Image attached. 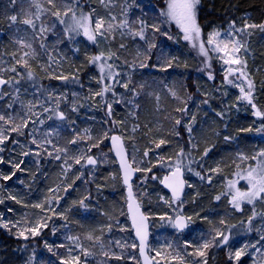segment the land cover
Instances as JSON below:
<instances>
[{
	"label": "trees",
	"instance_id": "trees-1",
	"mask_svg": "<svg viewBox=\"0 0 264 264\" xmlns=\"http://www.w3.org/2000/svg\"><path fill=\"white\" fill-rule=\"evenodd\" d=\"M154 1L159 2V0H105L104 4H101L100 0H79L80 9L77 12L79 13L81 9L85 12L95 9L96 14L105 19L109 18L110 12L117 17L116 23H119L125 18L126 10L129 22L144 19L148 24L155 22L160 28H164L165 18L161 15V11L155 12L154 5L152 6ZM37 2L47 7L46 0H37ZM22 9L35 11L34 8L30 9L29 0H17L15 4L10 0H0V60L12 67L14 60L11 54L16 53L19 56L23 51H27L21 49L16 40L22 39L26 43H31L37 52L35 59L30 60L35 69L37 85H42L44 89L51 91L54 97H67L66 101L61 99L58 109L65 113L66 119L60 120L55 113L43 112V108L38 106L34 109L37 115L33 120L39 117L43 123H29L28 127L23 129L24 135L9 132V141H6L5 145H0L5 148L0 153L5 161L0 163V168L12 170V165L7 161H23L20 165L22 171L13 168L16 172L15 176L10 180L0 179V198H4V203L0 204V212H5L9 219L15 218L22 227L25 224L27 226L35 224L37 220L47 221V226L40 229V234L35 237L30 236L28 240L14 237L11 232L0 228V264H60L62 259L67 258L69 246L73 249L72 253L80 257V264L85 257L81 248L104 261L106 257L102 259V251L107 249L111 233L118 230L119 220L129 224L119 170L106 145L111 130L117 127L125 140L133 165L140 169H152L157 173L155 179L145 180L144 190L150 198L143 200L144 210L156 207L155 209L164 211L161 198L166 192L159 184L163 173L175 165H189V160L191 162L194 160L199 165L195 173L202 172L200 177L194 174L195 181H191L181 200L184 204L183 212L191 218L190 225L186 231L177 232L168 223L162 230L164 236H172L176 241H180L181 237L188 234L205 235L218 227L229 236V240L223 246H213L206 250L204 260H207V264H249L250 261L243 259L231 261L227 252L238 228L245 224L247 227L251 225L252 228L245 230L243 235L245 242L239 240L240 242L253 247L252 243L257 239L255 232L258 230L264 236V201L245 203L240 210H237L229 202V195H222L220 200H216L215 197L227 192L226 179L238 170L236 163L240 155L248 157L249 164L253 166L256 161L251 157L264 150V133L260 135L255 131L257 125L264 123V117L260 120L256 119L250 111V105L246 107L244 113L236 115L230 113L228 109L231 104L222 101L223 95L216 93V89L220 90L222 87L221 83L225 80V75L216 70L217 64L210 54H208L210 63L206 64L203 57L191 50V45L183 39L181 30L171 28L169 31L174 35L164 44L168 46L165 61L172 60L173 66L161 71L160 67L151 65L152 58L142 57L146 55L148 48H151L148 43L139 40L138 37L133 38L128 34L127 29H118L114 39L109 36L108 39L100 38L97 42L102 43V52L105 55L109 51L117 53L119 60L109 61L119 68L121 79L131 77L130 87H137L139 94L133 97L131 92L117 85L115 87L117 97L111 92L103 97L93 96V93L100 91L102 87L98 83L101 74L96 68L97 64L89 63L91 56L99 54V51L95 52L93 49L96 43L89 41L83 33L72 34L70 38L64 31L65 25L47 12L41 14L40 19L36 21V29L23 24L10 26L7 17L20 14V19H23ZM197 19L202 28V37L213 29L229 26L233 20L238 27H242L245 22L264 23V0H201ZM170 24L175 25L171 22ZM41 26L48 29L43 34V39L40 38L39 33ZM136 28L138 24L133 25V30ZM121 32L124 35H121ZM253 32L252 35L245 36L248 48L244 53V59L247 60L250 79L255 84L253 103L264 112V34ZM147 36L150 43L154 41L155 45L159 44L160 38L153 35L151 29L147 31ZM41 43L45 45L44 48L40 47ZM121 43L126 47L121 49L119 47ZM156 52L159 54L158 50ZM145 59L148 67L141 68L138 62ZM49 65L50 73L68 76L69 80L63 82L64 80L61 79L49 78L43 71ZM17 67L21 73L25 71ZM137 71L144 72L142 82H138ZM209 74L213 79L208 78ZM73 77H78V82L70 79ZM45 81L55 83L49 86L48 83H42ZM140 85L143 87L140 88ZM4 90L13 92V88L8 85L4 86ZM173 91L176 93L175 96L172 95ZM35 95L38 94L31 82H22L21 99L27 103L33 100ZM178 97L181 98L180 101L177 100ZM40 100L45 106L56 107L54 99L48 100L47 92L40 96ZM117 100L121 102L116 103ZM129 100L133 102L128 103ZM204 100L208 103H203ZM9 102L8 97L0 100V112L8 110ZM106 103L112 104L111 117L106 114ZM185 105L192 111L194 122L189 121V113L177 111ZM73 106L77 111H72ZM216 107L219 111H216ZM16 110L20 111L19 104L16 105ZM217 113L223 115L219 116ZM177 119L181 120L182 126L175 123ZM186 125L191 126V134L188 131L183 133ZM133 128H136L135 132L132 131ZM157 128H160V133L162 132L160 139L165 141L158 148L153 134ZM247 128L253 130L241 131ZM105 133L107 136L104 135ZM176 133L181 134V138L177 139ZM77 135L82 139H78L76 144L68 143L77 138ZM101 136L103 138L99 146L104 149L107 159L101 156L103 161L97 168H91L93 174L90 175L87 171L88 167L84 165L83 157L85 153L97 155L94 151L97 147H92L89 151V146L97 143V138ZM225 136L234 139L226 141ZM33 138L36 139L37 144L31 142ZM12 139L18 143H11ZM64 148L68 149L67 153L57 152V149ZM206 148L210 149L207 156L204 155ZM22 152L30 154L23 156ZM37 152L40 153L39 156L36 155ZM48 152L52 155H47ZM145 152L148 153L147 156L144 155ZM76 154H82L80 164L75 163ZM56 155H60L61 158L55 159ZM65 159L67 164L64 163ZM213 162L217 164L216 169H219L216 173L209 171L214 169L211 165ZM163 164L166 165L161 167ZM143 172L145 171H138V176L142 177ZM207 172L209 175L212 174L211 183L201 179L202 174L205 175ZM188 177L186 173L187 180ZM57 186H60V189L54 193L53 190ZM64 188L66 193L57 203L56 199ZM10 195L16 196L21 203L8 199ZM81 201L83 204L80 203ZM37 203L43 204L44 208L34 207L33 205ZM253 210L257 215L249 224ZM62 213L65 214V218ZM156 219L153 215L150 218L152 226L156 225ZM65 224L70 229V237H78V240H67ZM90 233L93 237H100V240L98 242L87 240ZM129 233L132 236L131 228ZM262 240L264 242V239ZM56 242L62 245L58 247L54 244ZM46 244L52 247V251H49ZM244 250L248 251L245 248ZM254 262L253 259L252 263ZM122 263L124 264V261ZM87 264L107 263L88 262Z\"/></svg>",
	"mask_w": 264,
	"mask_h": 264
},
{
	"label": "snow or ice",
	"instance_id": "snow-or-ice-1",
	"mask_svg": "<svg viewBox=\"0 0 264 264\" xmlns=\"http://www.w3.org/2000/svg\"><path fill=\"white\" fill-rule=\"evenodd\" d=\"M10 2L12 4H15L17 0H10ZM104 2L105 0H100L101 4H104ZM29 3L30 9L34 8L35 11H24L22 9V15L24 16L23 19H20V14L11 15L7 17L10 26L23 24L28 27H31L32 29H36V21L40 19L41 14L47 12L52 17H55L59 21V23L65 25L64 31L66 34L69 35L70 38H72V34L78 35L82 32L83 35L93 43H96L98 41V38L108 39V37L111 36L114 39V34L118 29H127L129 35H131L133 38L138 37L139 40L148 43L150 47H155L156 45L154 43H150L148 40L147 31L149 29H151V33L153 35H155L156 33H160L161 35H167L166 32L161 31V28L157 24H148L144 19L129 22V20L127 19L126 10L124 13L125 18L121 19L119 23H116L117 17L115 15H112L110 12L108 14V19H105V17L103 16H98L96 14L95 9H91L88 12H85L81 9L78 13L77 10L80 9L79 0H46L47 7L42 6L39 2H37V0H29ZM200 4L201 0H166V9L161 12V15L165 18V22H174L183 33V39L192 42L193 47H197V42H199L198 49L201 55L205 57L208 56V48H206V44L208 46H211L213 51L225 53V56H227L228 58H225V56H221V59L223 60L224 64L229 65V67L227 68V75L225 76V80L227 81V83L233 84L234 87L239 88L241 93L239 99L247 101L248 104L251 105L253 109H255L253 115L258 117H264V112L258 110L256 108V104L253 103V93L255 90V84L253 80L250 79V74L247 71V60L240 58L239 55L241 51L247 52V46L246 42L244 41V36L252 35V32L248 30L258 29L260 32H264V23L256 24L245 22L242 27H238L236 21L233 20L229 23V31L227 32V37H229V39H222L221 32L217 29H213L211 32L208 33L206 40H203L201 39L202 28L198 23L197 19L198 6ZM134 24H138V28H136L135 30H133ZM47 31L48 29L43 26L39 28L41 39H43V34ZM121 35H124V33L121 32ZM168 38L172 39L171 36H168ZM16 43L21 46V49H27V51H23L22 54H20L19 56H17L16 53L11 54L13 56L14 64L9 69V71L11 73H15V76H9L6 79L3 75H0V100H4L5 97H8L10 100V102L7 103L8 110L0 112V145H5V142L9 141V132H16L19 135H24L23 129L28 127L29 123H43V120H40L39 117H37L36 120H33V117L37 115L34 109L38 106L43 108V112L51 111L55 113L58 119L60 120L66 119L65 113L63 111H58V109L60 106L61 99L66 101L67 97H54L51 91L44 89L42 85H37L35 69L30 63V60L35 59V57L37 56V52L33 48L31 43H26L22 39H17ZM40 47L44 48L45 45L41 43ZM119 47L123 49L126 47V45L124 43H121ZM108 60H119V56L116 52L109 51L107 56H105L104 52H101L99 55L92 56L89 59V63L99 65L101 73L98 83H100L102 87L100 88V91L93 93V96L103 97L108 92H111L113 96H116L115 87L117 85L124 88L128 92H131L133 97L137 96L139 94L137 91V87H130V85L132 84L131 77H128L127 79H120L121 74L119 72L113 71L114 64L107 63ZM125 63H127V61H125ZM17 66H19V68L24 69L25 71L21 73L18 70ZM139 66L141 68L148 67V65L145 63H140ZM172 66V60L166 61L163 66L154 65V67H160L161 71H166ZM106 68L108 69L107 73L105 72ZM49 69L50 65L43 69V71L48 74L49 78L61 79L64 81L69 80L68 76L52 74L50 73ZM17 77H19V79ZM229 77H235L237 80L246 81L247 88L241 86L240 84H236L233 80L229 79ZM208 78L213 79V76L209 74ZM72 79L78 82V77H73ZM108 80H111L112 83H106V81ZM24 81L31 82L32 86L35 87L36 93L38 94L34 96L33 100L27 101V103H25V101L21 99V87L22 82ZM5 85L11 86L13 88V92L9 93L8 91L4 90ZM139 87L142 88L143 85H140ZM24 92H27L26 87L24 88ZM44 92H47L48 100H55V108L45 106V104L41 103L40 96H43ZM172 95L175 96L176 93L173 91ZM225 95H227V93H225ZM115 102L120 103L121 101L117 100ZM132 102L133 101L131 100L128 101V103ZM203 103L207 104L208 101L204 100ZM17 104L20 105V111L16 110ZM105 107L107 109V115L111 117L113 111L112 104L106 103ZM72 111H77V108L73 106ZM177 111L186 113L187 107L178 108ZM217 115L222 116L223 114L217 113ZM49 119H51V117H49ZM192 120L193 122L195 121L194 116L192 117ZM175 123L179 125L181 124V120L177 119ZM252 130V128L241 129V131L248 132ZM132 131L135 132L136 128H133ZM187 131L191 134V126L187 127ZM255 131H264V123H262L259 128L255 129ZM176 134L179 135V133ZM104 135L107 136V133H105ZM78 139H82V137H79L77 135V138L70 140L68 143L76 144L78 142ZM120 139L121 138L119 136L111 137L112 144L116 148L117 155L120 157L121 160V167L124 171V183L129 186V200L131 202L129 203L128 207L129 212L131 213L133 227L135 228L136 235L139 237L140 240V255L141 257H143L144 264H153L155 257L150 258L148 255L145 254V241L147 238V225L145 221L147 218L142 213H140L139 205L132 200L131 185L129 184V180L133 171H150V169H140L139 167L133 169L132 165L128 163L127 159L124 156L123 147L122 144H120ZM224 139L227 141L229 139L234 138L225 136ZM97 140L98 142L93 144L92 147H98L99 142H102L100 141L99 137L97 138ZM31 142L33 144H37L35 138H33ZM11 143L15 144L18 143V141L12 139ZM47 143H51V141H47ZM163 143H165V141L160 140V142L156 146L159 147L160 144ZM193 147H195V145H193ZM4 150V147H0V153H2ZM209 151L210 149L206 148L204 151V155L207 156ZM57 152L67 153L68 149H57ZM181 152H183V149H181ZM29 154V152L21 153V155L23 156H28ZM36 155L39 156L40 153L37 152ZM47 155L51 156L52 153L48 152ZM144 155L147 156L148 153L145 152ZM60 158V155L55 156V159ZM240 159L245 160L248 159V157L241 155ZM251 159L257 161V164L255 167L249 166L246 175L242 177L247 181V190L241 191L239 188H236L235 182L230 181L228 184L229 192L217 195L215 197L216 200H220L222 195H231V200L229 202L237 210H240L242 201H246L249 204H252L256 200L264 201V150H260L259 152H257L256 155L251 157ZM86 160L87 163L90 165L96 164V160L93 159L91 156H87ZM4 162V158L0 156V163ZM7 163L11 164L12 167L16 170H23L20 167L23 161L13 162L9 160L7 161ZM64 163L67 164V159H65ZM75 163L80 164L81 158H75ZM68 167L70 168L71 165H69ZM189 170L191 171V169ZM209 171H219V169H210ZM195 174L197 176H200L199 172H196ZM15 175V171L11 172L10 175L0 173V179L10 180ZM78 178L79 177H77V179ZM201 179H205V177L201 176ZM207 180L209 183H211L212 177L208 176ZM161 183H164L167 187L172 188L174 198L179 199V192L184 184V181L180 179V166L177 165L176 170L171 174V176H165ZM70 186L71 185H69V187ZM7 198L15 200L17 203H21V201L17 199V197L14 195H10ZM2 203H4V198H0V204ZM80 203L83 204V201H81ZM33 206L41 209L44 208L43 204H36ZM9 211H11V209H9ZM256 215L257 213L253 210L252 217H249V224H251L252 219L255 218ZM161 219H164V217H161ZM168 220L170 221L172 227H174L178 231H182L183 229L188 227V221H190L191 218L189 217L186 219L182 214L177 213L175 217H168ZM221 223H223V221H221ZM46 226V220L43 224H41V222L37 220L35 224H30L27 227H21L20 222L4 221L3 217L0 216V228L12 232V234L15 235L17 238H23L24 240H28L30 236H38L40 234V229ZM13 229H16V231L13 232ZM53 231H55V229ZM69 239L78 240V237H69ZM87 239L95 240L98 242L100 240V237H93V235L90 233L88 234ZM262 239H264V237H262ZM228 240V235H225L223 231L216 230L215 235L212 236L211 239L205 240L202 244H200L194 249V254L199 257H204L206 255L207 249L213 246H223L228 243ZM46 247H48L49 251H52L51 246L46 244ZM101 247H103V245H101ZM132 247L135 248L137 247V245L133 244ZM168 247H171V245H169ZM68 252L69 256L65 259H62L60 261V264H80V257L73 256L71 254L72 249H69ZM81 252L85 256L90 254L83 248H81ZM244 254L245 250L240 249L237 250L234 255L230 254L229 259H235L238 261L240 257ZM103 255L109 256V252L105 251ZM160 255L161 253L157 251L156 256ZM120 258L121 257L119 256L116 257V259ZM172 259L177 261L178 264H185V257L181 255L180 251H175V254L172 255ZM198 264H207V260L205 259L203 261H200L198 262Z\"/></svg>",
	"mask_w": 264,
	"mask_h": 264
},
{
	"label": "rangeland",
	"instance_id": "rangeland-1",
	"mask_svg": "<svg viewBox=\"0 0 264 264\" xmlns=\"http://www.w3.org/2000/svg\"><path fill=\"white\" fill-rule=\"evenodd\" d=\"M149 1H151V0H149ZM153 5H154L156 13H159L160 11L162 12V11H164L166 9V0H164V3H162V0H159V2L154 1V3H152V6ZM171 23L175 24L174 22H171ZM150 24H153V23H150ZM171 28L176 30V28H178V27L176 26V24L174 26H172L170 24V22H165V27L161 28V31L162 32H166L167 35H161L160 33L155 34V35H157L160 38L159 44L156 45L155 47L148 48V51L146 52V55L142 56V57L145 56V57L152 58L153 60L151 61V65L153 67H154V65H158V66H160L162 64L164 65V63L166 62L165 61L166 60L165 53L167 51L168 46L167 45L165 46L164 43L167 41L168 36L172 37L174 35L172 32L170 33V31H169ZM217 30H219L221 32V34H222L221 38L222 39H229V37H227V32L229 31V26H225V27H222L220 29L217 28ZM248 31H250V32L254 31L253 33H255V34L258 31L257 32L258 34L259 33H263L264 34V32H260L258 29H249ZM208 33L204 34L203 37L201 36V39L206 40ZM255 34L253 36H255ZM75 35H77V34H75ZM99 39L100 38H98V41H99ZM263 40H264V38H263ZM244 41L246 42V46L248 48V44H247V41L245 40V36H244ZM153 43H154V41H153ZM198 43L199 42H197V47H193L192 42L188 41V45H191V47H190L191 50L193 52H195L197 55H200V57H203L204 60L206 61V64H209L210 63L209 55L207 57H205V56H203V55H201L199 53ZM205 46H206V48H208V54H210V57L217 64L216 65V70H218L219 72L223 73L226 76L227 75V68L229 67V65H225L223 60L221 59V56H225V53L213 51L211 46H208L207 44ZM96 47H97V49H96ZM158 48H161V49H158ZM93 49H94L95 52L99 51V54H100L102 52V50H103L102 43L96 42V44H95ZM156 50L159 51V54L156 52ZM160 52H164V54H160ZM244 53H245L244 51H241V53L239 54L240 58L244 59ZM95 55H97V54H95ZM95 55H93V56H95ZM105 56H107V55H105ZM225 58H228V57L225 56ZM154 59H156V60H154ZM157 59H161V60H157ZM107 63L113 64L109 60L107 61ZM138 63L140 65V63L147 64L148 62L145 59L144 61L138 62ZM232 67H235V66H232ZM10 68L11 67H9L6 63H4L2 60H0V73L6 79L9 76H15L13 73H11L9 71ZM96 68L99 70V73H100V69H99V65L98 64H97ZM107 71H108V69L106 68L105 72L107 73ZM113 71L114 72H119V68L115 64H114ZM143 73L144 72H138V74H137L139 76L138 82L139 81L142 82ZM70 79L72 81H74L72 78H70ZM229 79L233 80L236 84H240L241 86L247 88V82L246 81L237 80L235 77H229ZM63 82H65V81H63ZM42 83L43 84L48 83L49 86H51L55 82L51 81L49 83L48 81H45V82H42ZM106 83H112V81L108 80V81H106ZM147 85H148V82H147ZM221 85H222V87L220 88V90H218V88L216 89V93L218 95H223L222 101H228L229 104H231V107L228 109V110H230V113L231 114L234 113L235 115L237 113L238 114L244 113V111L246 110V107L249 104H248L247 101L239 99V97L241 96L239 88L238 87H234L233 84L227 83L226 80H224L221 83ZM9 87H11V86H9ZM225 93H227V95H225ZM178 98L179 99H177V100L180 101L181 98L180 97H178ZM176 106H179V105L176 104ZM184 107H187V112L186 113L187 114L189 113V118L188 119H189V121H191L193 113H192L191 110H188V106L187 105H185ZM217 108L218 107H216V111H219ZM256 108L258 110H260L261 112H263L261 109L258 108V106H256ZM220 110H221V108H220ZM250 111H251V113L253 115V112L255 111V109H253L251 105H250ZM253 116L256 119H259V120L261 118V117L255 116V115H253ZM181 120L183 121V118H181ZM179 125L182 126V123L179 124ZM260 126L261 125L259 124V125H257L256 128H259ZM59 127H62V126L59 125ZM187 127H188V125H186V129H187ZM186 129H184L183 133L187 132ZM118 130H119L118 127L115 128V129H112L111 133H113V132L114 133H119ZM159 130H160V128H157V129H155L153 131V134H155L154 139L157 140L156 144H158L160 142V140H161L160 137H162V135H161L162 132L160 133ZM257 133L261 135L264 132L261 131V132H257ZM119 134L121 135V133H119ZM175 135H176L177 139L181 138L180 137L181 134L180 135L175 134ZM108 137H107V143H108ZM121 137L123 138L122 135H121ZM99 138H100V141H101L103 136H101ZM123 140H124V138H123ZM124 142H125V140H124ZM99 143H101V142H99ZM107 143H106V145H107ZM92 145H93V143H92ZM92 145L89 146V151H91ZM125 145H126V143H125ZM129 145H130V143H129ZM130 147H131V145H130ZM156 148H158V147H156ZM107 150H109V146L108 145H107ZM94 151H96V154L100 155V157L103 156L104 159H107L106 153L103 152L104 149L102 147L98 146L97 148L94 149ZM156 151H157V149H156ZM84 155L85 156L83 157V161L86 159L87 156H89V155H93L94 156L95 154L85 153ZM81 157H82V154L81 155L80 154H76L74 156V158H81ZM101 159H102V157H101ZM102 161H103V159H102ZM249 161H250L249 159L241 160L240 157H239V159H238V161L236 163V165H238L237 166L238 170H236L232 174V176H230L226 180V191L227 192H229L228 184H229L230 181L231 182H235L236 188H239L241 191L247 190V188H248L247 181L245 179H243L242 177L244 175H246L249 166L255 167L256 164H257V161H256L255 164L252 166V165L249 164ZM115 163H116V160H115ZM188 163H189V165L184 166L187 175H189V177H188L189 179L187 180V182H188L187 188L190 185L191 181L192 182L195 181L194 174H195L196 168H198V166H199L194 160L192 162L189 160ZM210 163H212V162H210ZM174 164H176V163H174ZM164 165H166V164H163L161 167H163ZM211 165L214 167V169H216L217 164L215 162H213V164H211ZM211 165H210V167H211ZM86 166L88 167L87 168L88 173L90 175H92L93 173L91 171L92 170L91 168H96V167H93L92 165H87V164H86ZM240 166H245L246 168H242ZM189 169H191V171ZM13 171H14L13 168H12V170H7V169L0 168V173H3L5 175H10L11 172H13ZM210 172H212V171H210ZM214 172L216 173V171H214ZM143 173L144 174L142 175V177H139L137 175V177L133 180V190H134L135 196L137 197L139 202L142 204V206H143V200L144 199L148 200L150 198V196L144 190L145 185H146L145 180L147 178L155 179L157 177V173L153 172L152 169H150V171H145ZM201 173L202 172H200V174ZM202 176L205 177L206 181H208L207 177L208 176H212V174L209 175V173L207 172V174L206 173H205V175L202 174ZM153 177H155V178H153ZM59 187L60 186H57V188L53 190L54 193L59 191V189H60ZM123 189H124V187H123ZM65 193H66V188H64V190L62 191L60 196L57 197V199H56L57 203L61 201V199L65 195ZM229 198L231 200V195H229ZM181 200H171L170 197H169V194L166 192L165 195L161 198V204H162V207H163V210H164L163 212L161 210H159L158 208L155 209L156 207L155 208L150 207V208L145 210V213L147 214L148 217L151 218L152 215H153L154 217L157 218L156 219V225L155 226L151 225V229H150L151 237H150V242H149V246H148V251H149L150 257H155V260H154L155 264H157V262H158V264H178L177 261L172 259V255L175 254V251H180L181 255H183L185 257V264H198V262L202 261V259L204 260L205 256L204 257L196 256L194 254V249L196 247H198L200 244H202L205 240L211 239L212 236L215 235V231L219 230V228L216 227L213 230V232L209 231V233H206L205 235H199V236H193V235H189L188 234V235H186L184 237H181L180 241H176V239H174L172 236H164L162 230L164 229L166 224L170 223V221L168 220V217H174L177 213L185 214L183 212V210H182V207L184 206V204H183V202ZM83 201H86V200H83ZM258 201L259 200H256L253 203H256ZM245 203H247V202L246 201H242L241 202V207ZM37 204H40V203H37ZM62 210H63V207L61 208V211ZM125 213H126V209H125ZM185 215L187 216V214H185ZM0 216L3 217L4 221L16 222L15 218H13V219L10 218L9 219L5 212H0ZM62 216L65 218V214L62 213ZM161 217H164V219H161ZM126 218H127V213H126ZM127 221H128V219H127ZM40 222H41V224L44 223L42 221H40ZM119 223H120V226L118 225V227H117L118 230L115 231L114 233H111L112 234V235L110 234L111 235V237H110L111 239L110 240L108 239L109 240V242L107 243L108 247H107V249L105 251L109 252V256H105L106 258L104 259V261L107 264H123L122 261H124V264H139V258H138V255H137L136 247L135 248L132 247V245L133 244L136 245V243L134 241L133 234H132V236H130V233H129V230H130L129 226L130 225L129 224L127 225L126 222L123 221V220H119ZM20 226L22 227V225H20ZM65 226H67V227H65L66 228L65 235H66L67 240H68L69 237H70V232H69L70 229L68 228L67 224H65ZM23 227H27V225L25 224ZM251 228H252L251 225L247 227L246 224H245V226H241L240 228H238V231H237V233H236V235L234 237V241H232L230 243L231 245H230V247L228 249L227 255L228 256L230 254L234 255V253L237 250L245 248V249H248V251L245 252V254L243 256H241L239 260L243 259V260H245L247 262L250 261L249 264H251L253 262V259H254L255 262L252 263V264H264V242L262 240V237H264V236L261 234V232H259L258 230L255 232V234L257 236V239H255L254 243H252L253 247H249L248 245L244 244L245 238H243V235L245 234V230H251ZM15 231H16V229H13V232H15ZM14 237H15V235H14ZM239 240L240 241H244V242H240ZM117 242H119V243H117ZM54 244L58 245V247L62 245L60 242L59 243L56 242ZM98 245L99 244L97 243V246ZM169 245H171V247H168ZM69 249H71L70 246L68 247V250ZM105 251H102V259L104 257L103 253ZM157 251H159L161 253L160 256H156V252ZM67 253H69V252H67ZM71 254L73 256H76L75 253H71ZM189 254H192V255H189ZM68 256H69V254H67V257ZM117 256H119L121 258L120 259H116ZM133 257H134V259H133ZM82 260H83L82 264H87L88 262L89 263H98V262L99 263H105L104 261L101 260L100 257H98L97 255H93V254H91V255L89 254V256L88 255L85 256ZM231 261H233V262L235 261L236 262L237 260L231 259Z\"/></svg>",
	"mask_w": 264,
	"mask_h": 264
},
{
	"label": "water",
	"instance_id": "water-1",
	"mask_svg": "<svg viewBox=\"0 0 264 264\" xmlns=\"http://www.w3.org/2000/svg\"><path fill=\"white\" fill-rule=\"evenodd\" d=\"M112 136H119L121 139H120V144H122V147H123V153H124V156L125 158L127 159L128 163H130V160H129V157H128V154H127V151H126V148H125V145H124V141L122 139V137L117 134V133H114V134H111L110 135V138H109V141H108V145H109V148L113 154V156L115 157L116 161H117V165H118V168H119V172H120V175H121V178H122V183L123 185L125 186V195H126V211H127V215H128V219H129V222H130V225L132 227V230H133V234H134V238L135 240L137 241V250H138V255H139V258H140V261H141V264H144V261H143V257H141L140 255V251H139V244H140V240H139V237L136 235V230L135 228L133 227V223H132V217H131V213L129 212V203L131 202L129 200V186L126 185L124 183V180H123V177H124V171L121 167V160H120V157L117 155V152H116V148L113 146L112 144V140H111V137ZM93 159L94 157L91 156ZM86 163H87V160H86ZM88 164V163H87ZM132 165V164H131ZM132 168L135 169L132 165ZM176 170V167H174L172 170H170L168 173L164 174L162 179L160 180V185L170 194V196L174 198L173 196V191H172V188L170 187H167L164 183H161V181L164 179L165 176H171V174ZM137 175V171H133L132 175H131V178L129 180V184L131 185V194H132V200L139 205V211L140 213H142L146 218L147 216L144 214L140 204H139V201L137 200V198L135 197L134 195V191H133V186H132V180L136 177ZM180 179H182L184 181V184H183V187L182 189L180 190L179 192V198H181L183 195H184V192H185V189H186V180H185V177H184V168L182 166H180ZM185 217V216H184ZM146 225H147V238H146V241H145V244H146V248H145V254L148 255V252H147V248H148V243H149V223H148V219H146ZM149 256V255H148Z\"/></svg>",
	"mask_w": 264,
	"mask_h": 264
},
{
	"label": "bare ground",
	"instance_id": "bare-ground-1",
	"mask_svg": "<svg viewBox=\"0 0 264 264\" xmlns=\"http://www.w3.org/2000/svg\"><path fill=\"white\" fill-rule=\"evenodd\" d=\"M94 159L96 160V164L95 165H92L93 167H98L100 164H101V162H102V159H101V157H100V155H95L94 156ZM168 171H166L165 173H163L162 175H161V177H163V175L164 174H166ZM160 177V178H161ZM227 180V179H226ZM121 185H123V184H121ZM123 187H124V194H125V186L123 185ZM125 200H126V197H125Z\"/></svg>",
	"mask_w": 264,
	"mask_h": 264
}]
</instances>
